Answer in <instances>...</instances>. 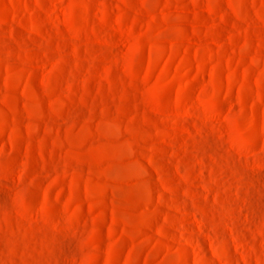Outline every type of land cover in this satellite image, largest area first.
Wrapping results in <instances>:
<instances>
[{
    "label": "rangeland",
    "instance_id": "rangeland-1",
    "mask_svg": "<svg viewBox=\"0 0 264 264\" xmlns=\"http://www.w3.org/2000/svg\"><path fill=\"white\" fill-rule=\"evenodd\" d=\"M0 264H264V0H0Z\"/></svg>",
    "mask_w": 264,
    "mask_h": 264
}]
</instances>
